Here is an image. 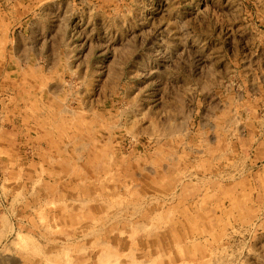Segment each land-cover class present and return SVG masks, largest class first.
<instances>
[{
  "label": "rangeland",
  "instance_id": "374dc122",
  "mask_svg": "<svg viewBox=\"0 0 264 264\" xmlns=\"http://www.w3.org/2000/svg\"><path fill=\"white\" fill-rule=\"evenodd\" d=\"M88 212L264 264V0H0V264L85 263Z\"/></svg>",
  "mask_w": 264,
  "mask_h": 264
},
{
  "label": "bare ground",
  "instance_id": "6f19581e",
  "mask_svg": "<svg viewBox=\"0 0 264 264\" xmlns=\"http://www.w3.org/2000/svg\"><path fill=\"white\" fill-rule=\"evenodd\" d=\"M81 205H82V209L84 211L88 209V203L87 202L84 201V202H82ZM69 219H70V221L76 219V221H79V222L83 223V225H86V226H83V228L88 227L90 230H88L86 232L82 231V233L84 234L83 237H85V238L88 236L92 237L93 238L92 246L94 248L99 249L98 253L93 254L92 258L90 257V258L86 259L85 263H83V264H94V263L95 264H145V262L137 261L138 256L136 254L139 251V249H138V245H137V241H136L137 238L135 235L137 232H142V231H147L146 233L148 235L149 232L144 225L143 226L139 225L137 227H133V226H131L132 222L130 220L126 224V222H124V220H127V219L123 217V214L113 215V217L110 218V221L114 220V221H117L118 224H121L120 226L112 227L111 229H109V232L112 234H116L119 231V232H122V233H119V235L122 236L125 233H123L124 231L120 230V227L123 230H126L128 227H130L131 233H133V237L131 235L132 239L130 238L131 239L130 241L132 244L127 249L128 246L126 243L119 242L120 237H118V236L112 237L111 234H108L105 232V231H107L105 229L107 227L105 225H101V222L99 220L97 221V219L95 218V216H93L91 214V212L85 213V215L83 217H81L78 214V215H75L74 217L73 216L71 218L69 217L68 220ZM103 219H105V218H103ZM103 219H101L102 222H103ZM122 225H128V226H122ZM98 227L102 228L101 231ZM149 231L151 234L153 233V230H149ZM103 232L106 234H104ZM151 234H149V235H151ZM112 240L115 243H113ZM114 244H116V245H114ZM128 250H130V252L125 253V251H128ZM68 251H69L68 249L64 250V251L60 252V254L58 256L53 255L52 258H48V260H46L47 264H79L77 262L73 263L72 260L70 261L69 259L64 263L60 261V258H62L61 254L66 255ZM37 253H39V252L35 251V254H37Z\"/></svg>",
  "mask_w": 264,
  "mask_h": 264
}]
</instances>
